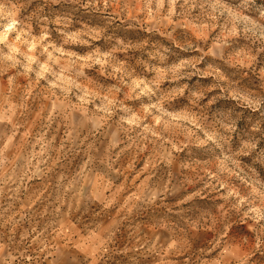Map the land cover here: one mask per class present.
I'll return each mask as SVG.
<instances>
[{"label":"clouds","instance_id":"9594fccd","mask_svg":"<svg viewBox=\"0 0 264 264\" xmlns=\"http://www.w3.org/2000/svg\"><path fill=\"white\" fill-rule=\"evenodd\" d=\"M112 124L133 183L186 181L198 264H264V0H0V170L43 178Z\"/></svg>","mask_w":264,"mask_h":264},{"label":"rangeland","instance_id":"374dc122","mask_svg":"<svg viewBox=\"0 0 264 264\" xmlns=\"http://www.w3.org/2000/svg\"><path fill=\"white\" fill-rule=\"evenodd\" d=\"M85 136L43 178L25 176L23 165L0 170V264H198L199 234L188 226L200 209L171 199L185 188L178 169L140 170L148 178L133 183L138 138L115 124ZM163 158L153 148L149 163ZM69 178L75 187L65 191Z\"/></svg>","mask_w":264,"mask_h":264}]
</instances>
